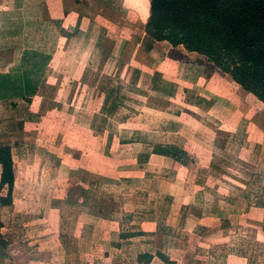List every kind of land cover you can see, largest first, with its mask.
Returning <instances> with one entry per match:
<instances>
[{"label": "crops", "instance_id": "obj_1", "mask_svg": "<svg viewBox=\"0 0 264 264\" xmlns=\"http://www.w3.org/2000/svg\"><path fill=\"white\" fill-rule=\"evenodd\" d=\"M150 1L0 0L1 116L7 122L21 109L30 116L18 123L23 138L2 145L12 149L16 180L13 205H0V264L32 259L19 236L5 237L17 192L67 196L73 180L80 203L65 196L60 205L81 210L76 237H65L68 252L104 240L112 243L105 257L134 250L138 264H166L159 253L176 264L220 256L224 264H264V104L183 47L157 42L145 54L139 10L148 19ZM112 3L126 8L123 16ZM131 13L142 22L140 37ZM107 65L114 77L91 88L94 67ZM29 126L33 139L25 137ZM28 145L38 154L18 175L15 153ZM61 179L67 189L59 190ZM115 226L117 233L107 231ZM168 226L177 235L166 247Z\"/></svg>", "mask_w": 264, "mask_h": 264}, {"label": "trees", "instance_id": "obj_2", "mask_svg": "<svg viewBox=\"0 0 264 264\" xmlns=\"http://www.w3.org/2000/svg\"><path fill=\"white\" fill-rule=\"evenodd\" d=\"M145 32L147 51L157 42L184 47L264 104V0H151ZM0 169V205L12 206L11 147H0ZM2 227L0 220V238ZM158 257L176 264L161 253Z\"/></svg>", "mask_w": 264, "mask_h": 264}, {"label": "rangeland", "instance_id": "obj_3", "mask_svg": "<svg viewBox=\"0 0 264 264\" xmlns=\"http://www.w3.org/2000/svg\"><path fill=\"white\" fill-rule=\"evenodd\" d=\"M112 4L115 5L114 7L115 11L120 13L121 16H123V12L121 11V9L122 8L126 9V8H124V6L120 8L119 5L117 4L116 6L115 3H112ZM139 11L141 12L140 15L142 17L143 23L144 21H148L149 18L147 19V17H145L143 14V8L141 10V7H140ZM128 19L133 25V27H135L136 30L138 31L137 36L140 37V33H142V31L140 30V26L142 25L141 24L142 22L139 21V19L134 13H131V18H128ZM141 29L144 31L145 28L141 27ZM108 36H112V35H108ZM139 40L140 38H138L136 41L139 42ZM184 49L185 48L183 47V50ZM142 50L144 51L145 54L148 53V51H146L145 41L144 43L142 42ZM186 52H189V51L186 50L185 53ZM195 57L196 55L194 56V58ZM194 58L191 57L189 60L192 61L194 60ZM139 59L140 61L147 60L146 56H144L143 53L139 55ZM203 59H206V58L203 57ZM134 64L135 65L133 67L130 66V68H134L136 65L138 66L137 63H134ZM115 68L116 67L114 65H109V66L107 65L102 68L94 67V75L93 77L88 78V81H89L88 84L91 86V88H94L97 86L100 88L103 84V81H105L106 78L114 75ZM100 69H101V72L97 73V71ZM188 69L189 67L185 68V70H188ZM190 70H193V68H190ZM122 73L125 74V71L123 70ZM222 73L223 72H221L219 69L217 70V74L218 75L220 74L219 77L225 74V73L223 74ZM209 75L211 77H214V76L218 77L216 75L213 76V74H209ZM125 77H128V74L125 75ZM115 83H119V82H115ZM114 85L117 87L119 84H114ZM45 106H46L45 109H47L48 105L45 104ZM251 106H252L251 113L253 114L256 113L255 106L253 104H251ZM14 113L15 114L10 120H7V122H4V119L2 118L1 116L2 114L0 112V147H2V145H5L6 143L15 142L16 141L15 139H17L18 137L23 138L20 134V130L18 129V123L20 119L28 118L30 116L26 114V112L24 113V109H21L20 111L18 110V112H14ZM47 124L48 123L46 122L44 129L48 131L49 127ZM29 128H30L28 132L29 135H25V133L24 135L25 137H29L30 139H33L32 133L35 130H33L32 126H29ZM24 140L26 142H31V140L29 139H24ZM15 151H16V148H15ZM24 153L26 154L25 159H22L21 155H23ZM36 154L38 153L34 152L32 145H28L27 147H25V152H24V148H21L19 150V153L17 152L15 153V159L18 165L16 171L18 172V175H19V172L22 170V168H25L23 164L28 165V166L32 165V163H30L32 161H29V160H31L32 157H34ZM61 181H62L61 183H58L59 190H64V189H67V187H70L68 188L71 191L69 195L66 196L63 193V191H59L58 193L52 192L51 195H48V194L42 195L40 193L36 194L32 192L22 194V193L17 192V195L15 194L16 195V201H15L16 207L14 206L13 208H9L7 210L8 213L7 214L4 213L6 214L7 217L9 216V218H6V219L3 216L7 224L6 229L4 230L5 235H6L5 237L10 238V239L11 238L15 239L19 236V238L21 239H18V241L22 242L21 245H25L27 249L29 248L28 250L30 254L32 255V259L29 262L26 261V263L27 264H138V259L135 256L136 253L133 252L134 250H127L124 252L117 251L116 253L114 252L112 253L114 257L112 255H110L109 257H105L103 255L104 251L107 248H111L112 246V243L110 241L103 240L102 243H95L97 245L96 246L94 244L96 248L94 247L92 251L89 250L88 252L85 251V246L84 248L81 246L80 248L78 247L79 252L77 253L68 252L66 250L65 237L69 236V234L72 235L71 238L76 237L74 233L75 232L74 228L76 227V224L78 223H75V219L79 217L78 214L81 210L78 209V212L77 210H75L74 213L71 214L70 210L62 209L60 205L62 201L66 202L67 198H69L67 199L69 200L68 202L78 203L81 197L82 189L80 185L78 184L79 181L73 180L72 183L67 187H66L67 183L64 181V179H61ZM50 189L54 191V188L53 189L50 188ZM65 196H66V199L62 200V198ZM112 196H113L112 192H110V194H107L108 198H111ZM131 196H132L131 194H125L122 196L123 197L122 199L129 200V199H132ZM78 206L80 205L78 204ZM122 211H124V209L119 208L113 218L116 219V216L118 217L121 213H123ZM17 213H19V215H16ZM12 214L14 216H12ZM92 217H94L95 219L97 218L96 215H92ZM104 218L113 219L108 214H105ZM13 219H15L16 221L17 219H20V221L22 222H20V224H16V222L15 223L13 222ZM69 220L72 221L73 224L67 228L68 225L66 226L65 223L66 221H69ZM84 220L86 219L84 218ZM170 228L171 226H168L167 228H164L162 231V233H165L164 234L165 238L168 241V245L167 244L165 245L166 247L170 246L171 243H173V240H171V238L177 235L176 232L173 235ZM68 229H70L71 231ZM125 229H127V226L125 227ZM107 231L111 232V234L113 232L117 233V227L115 226V229L113 230H112V227H110V229ZM242 234H243V231H242ZM63 238L65 239L64 241H63ZM12 241L15 242L14 240ZM70 244H73L71 240H70ZM161 245L163 246V244ZM69 247L70 249L73 247L72 249L75 250L76 245L74 246L70 245ZM50 249L52 250L51 251L52 255H50L51 253L49 252ZM250 250L251 249L249 248V251ZM203 252L206 253V251H203ZM223 252L225 251L221 248L218 254L220 253L222 254ZM35 255H36V258H34ZM212 262H214V264L215 263L224 264V259L220 256V258H216V260L214 259ZM146 263L147 261L142 264H146ZM151 264H161V263L157 259L155 262H151ZM195 264H198V263H195ZM199 264H207V259L206 260L204 259V261Z\"/></svg>", "mask_w": 264, "mask_h": 264}]
</instances>
